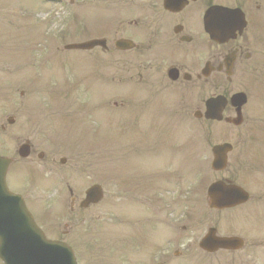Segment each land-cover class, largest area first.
I'll return each instance as SVG.
<instances>
[{
    "label": "flooded vegetation",
    "instance_id": "obj_1",
    "mask_svg": "<svg viewBox=\"0 0 264 264\" xmlns=\"http://www.w3.org/2000/svg\"><path fill=\"white\" fill-rule=\"evenodd\" d=\"M96 1L107 14L106 21L87 23L82 11L78 17L79 32L87 36L84 42L99 41L87 52L92 77L112 81L115 60L121 55V108L125 117L138 115L126 126L130 134L137 130L142 179L138 186L126 187L125 200L128 206L139 203L148 217L124 220L125 229L131 231H126V246H132L137 236L144 247L145 239L155 240L162 231L173 236L178 227L160 189L151 187L159 166L151 157L158 155L163 130L176 128V119L180 129L197 124L204 132L211 127L234 130L239 140L235 159L254 173L241 183L264 194V164L255 153L264 152V140L255 147L254 137L264 133V0ZM118 42H125L127 50L120 53ZM78 61L77 73L83 78L88 62ZM211 107L222 109L221 122L207 118ZM238 116L239 127L227 123ZM172 140L173 135L163 142L169 141L173 151ZM60 173L49 169L50 177ZM89 210L79 212L88 211L82 215L86 218ZM163 210L169 216L166 220Z\"/></svg>",
    "mask_w": 264,
    "mask_h": 264
},
{
    "label": "rangeland",
    "instance_id": "obj_2",
    "mask_svg": "<svg viewBox=\"0 0 264 264\" xmlns=\"http://www.w3.org/2000/svg\"><path fill=\"white\" fill-rule=\"evenodd\" d=\"M42 1V0H41ZM69 0H66L67 4L66 7H60V6H49L45 5L39 0H0V51H3L2 45H6L9 48L11 47V42L9 39L10 37L14 36V40H21L23 39L24 42L21 43L20 48L18 51H21V48L27 47L28 44L27 40L29 42L30 38H33V47L30 45V54L33 53L34 58L37 57L36 52H41L42 50H45L48 57L55 58H62L63 62H58L59 66L58 68H63L62 65L65 64V61H69L73 59L72 55L65 56L63 54L56 55V51L61 49L64 45L72 43L74 40L73 33L75 32V23L72 22L70 18V14H72L74 11L72 10L73 7L76 10L77 4L80 2V0H74L73 4L70 6V3H68ZM42 5L41 10H38V7L40 4ZM28 7V8H27ZM30 8V9H29ZM51 9H58L57 13L62 16V20L64 22L70 23V29L68 30L67 34L64 35V33H61V24H63L62 20L58 25L54 24V21H51L50 23H43L42 22V16L40 15V12L43 11V13L47 12L48 10L51 11ZM87 7L82 10V12H86ZM28 14V16H27ZM29 16L32 17V19L29 18ZM27 20V21H26ZM30 23V24H29ZM43 23V24H42ZM32 27V28H31ZM49 27V28H48ZM49 29L50 31V38L45 37V33ZM3 32V34H1ZM64 35V36H63ZM43 37L46 39V44L41 46L43 43ZM20 42H18L19 44ZM14 50V48H13ZM75 54V53H73ZM56 55V56H55ZM41 56V55H40ZM39 56V57H40ZM76 56H82L81 54L77 53L74 55ZM64 57V58H63ZM21 64V63H18ZM80 64V62H79ZM78 64V67H79ZM20 68V66H19ZM52 72V70H51ZM49 73L48 78L52 74L54 78H59L60 80H67L68 78L72 79L73 75H66L65 72H52ZM92 75V72L90 69H87L84 77H89ZM21 77V75H19ZM34 81H37L41 78L37 79V76L33 75ZM74 81V80H73ZM62 83V81H61ZM66 85L67 82H66ZM117 86V84H115ZM118 87V86H117ZM121 87L114 88V91L112 93H108V97L111 99V103L118 100H120L121 92L119 91ZM90 101L95 104H101L104 102L106 95H107V88L105 87V84L103 86H100L99 84H94L90 86ZM73 101L77 102V113H81L82 117L78 118L76 117V120L79 125L82 127H86V129L82 130H76L73 131V135L70 137H67L68 135H62L60 138L57 139V136L53 135L55 129L61 124L59 123L61 117L56 116L50 118L51 113H56L52 110H50L47 107V103L45 102L44 97H28L26 101L22 100L19 96H16V106L13 104H6V100H3L0 102V125L5 124L8 117L13 116L15 118V121L17 120V124L14 127H9L7 132L1 133L0 131V152L6 151V154H11L12 156H16L14 154V149L17 150L19 145L24 142V140H30L33 144V147L38 154L39 152H43L47 154L48 160L52 156L57 157H67L71 159V153H81L84 155H89L90 153V147L88 145V141H86V137H89V135H85L89 131L90 123L92 121V118L90 119L89 115H86L84 113V110L81 108V100L78 96V94L72 93ZM64 111L65 109H61ZM50 112V113H48ZM121 117H125L123 113L119 114ZM109 117H111L109 115ZM99 121H101L100 117H97ZM119 121V120H118ZM126 121H130L127 118L117 123L116 128L121 127L123 123ZM57 126H55V125ZM199 129L197 125H192V133H196V131ZM177 131L180 132V129L177 128ZM206 131V138L209 142L210 148L214 144L218 143H234L236 147L239 145L238 137L236 136V132L231 129L226 128H218V127H211L209 129H205ZM120 132V131H119ZM122 133V132H121ZM61 134H63L61 132ZM86 136V137H85ZM117 137V136H116ZM71 138V139H70ZM118 141L122 140L121 135L117 137ZM183 142H186V136L183 138ZM18 145V146H17ZM119 145L113 144V150ZM121 146H119L120 148ZM202 151V150H201ZM200 151V158L202 161H200L195 156L194 151V158L183 159L182 161L188 160V163L186 166H180L179 164H174V166L171 168V170L166 175H160L154 178V181L151 183V187L153 189H162L169 186H173L175 184V181H179L181 183H185L190 178L194 177V182L196 185V182L200 181V187L194 189L193 192V204L191 203L190 206L192 208L193 205V219L195 221L193 223H196L197 229L194 232V235L192 237V240H189L195 244H197L202 235L205 234L207 228L217 226L218 230L220 231V234L222 235H230L235 232H245L248 247L246 249V256L244 255H237V256H229L223 253H220L219 255H216L214 257H204L201 259L200 254L195 253L194 255H191L189 258L194 259V264H241V258L243 259V264H264V251L260 247H252L251 242L255 239V236L253 235L254 231H264V226H261L260 224L254 223L255 218L257 217L258 213H261L260 216L264 219V210H260V212L257 213V210L253 209H239V211L234 212H212L209 209H207L205 197L204 194L206 192V187L213 182L216 178L219 176L211 172L210 164H211V153L209 151L208 156L201 155ZM16 158H18L16 156ZM35 158V159H34ZM34 160L37 164V172L40 175V182L44 180L43 177L45 176V168L48 164V160L46 163L38 162V159H36V155L34 156ZM105 162H101L100 165L102 167V170H99L97 173L93 172L91 170V167L89 165V162L86 163L84 166V169L86 171V174L88 178L83 179H75V182H83L81 185H84L85 188L90 187L93 182H96V184L102 185L105 191L107 189V185H109V182L111 180V189L112 191L115 190L114 181L110 178L109 173H107V176L105 174ZM17 166H20V168H25L22 163H18L15 165L12 169V176L10 174L9 181L13 179H19V177H14L16 175L15 170H18ZM205 166V168L203 167ZM204 169H203V168ZM202 168V169H201ZM27 169V168H26ZM123 169V162H118L113 165V171L115 170V174L118 176L121 174V171ZM201 169V171H200ZM134 171H137V168L134 169ZM199 171V172H198ZM231 174V172H230ZM29 178H26V181L28 182ZM25 181V182H26ZM45 183V181H43ZM108 183V184H107ZM204 183V187H203ZM14 183H11V186H13ZM17 185V184H16ZM28 186V185H27ZM29 187V186H28ZM43 187V184L41 185ZM13 188V187H12ZM15 188V187H14ZM19 188V187H18ZM16 189V188H15ZM86 189H74V195L77 198H80ZM29 189H23L22 194H30ZM57 191H60L59 194H62V198L57 201L58 197H55V194ZM106 192V191H105ZM164 192V191H163ZM107 194V193H106ZM105 194V200L104 202L92 209V216L94 217H105L108 214L109 211V204H108V198ZM30 198L28 199V204L32 208L35 215H37L40 224L44 227V229L47 231V234L52 239L57 238L59 235L63 234L66 231H71V234L69 233V237H64L65 241L69 242L71 245L75 246L77 248L78 252H81L82 255L80 256V263L81 264H109L111 263V256L109 249L107 248L106 240L109 239V235L111 234L112 229H115L116 227L107 226V223L103 220L97 221L93 224V226L90 228V233L86 232L83 235V228L77 226V222L71 221L68 216L64 217L63 219H59L61 217H58L56 214H61L63 212L66 213L68 210V206L70 204V196L68 191L65 189H39L37 188L35 190V194H30ZM51 195L52 199L46 198L47 196ZM48 202V203H47ZM54 207V208H53ZM51 209V210H50ZM94 210V211H93ZM68 213H66L67 215ZM144 214V213H143ZM181 212L178 209L177 217L179 218ZM87 219H89L87 217ZM66 225H69L67 228ZM81 225V224H80ZM241 228V229H239ZM257 229V230H256ZM241 230V231H237ZM83 236L86 239L88 246L85 249L84 243H83ZM184 236H182V239ZM98 244L99 248L101 250H104L107 253H104V255L101 257L99 250L97 253L92 256L93 249L95 250L97 246L95 244ZM254 255L257 256L256 261ZM119 264H123L122 261L124 259L122 253L116 254ZM95 258V259H94ZM133 261H136L137 256L136 254H133L130 257ZM93 260L94 263H93ZM0 264L1 261H0ZM179 264H184L183 262Z\"/></svg>",
    "mask_w": 264,
    "mask_h": 264
},
{
    "label": "water",
    "instance_id": "obj_3",
    "mask_svg": "<svg viewBox=\"0 0 264 264\" xmlns=\"http://www.w3.org/2000/svg\"><path fill=\"white\" fill-rule=\"evenodd\" d=\"M226 150L227 147L218 149L216 154ZM8 164V160L0 158V257L6 264H76L71 251L48 241L34 224L21 199L9 193L5 183ZM210 190L213 203L220 202L219 207L233 206L240 199L237 198V189L218 184ZM89 196V200L96 202L98 189H92ZM205 242L203 246L210 252L219 247L238 246V242L214 239L211 235Z\"/></svg>",
    "mask_w": 264,
    "mask_h": 264
}]
</instances>
